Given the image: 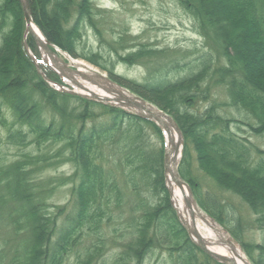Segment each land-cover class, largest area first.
<instances>
[{"label":"rangeland","instance_id":"374dc122","mask_svg":"<svg viewBox=\"0 0 264 264\" xmlns=\"http://www.w3.org/2000/svg\"><path fill=\"white\" fill-rule=\"evenodd\" d=\"M90 2L93 7L95 27L87 25L81 28L82 32L76 52L78 56L74 59L89 63L107 76L109 75L108 69L112 70L121 82H117L120 86L143 98L133 91L134 89L132 90L131 82L154 83L186 76L189 72H195L199 68L194 59L207 52L210 56V67L204 82L200 81L201 90L197 93L207 87L208 96L203 98L198 94L195 97L198 98L196 102L185 103L184 108H191L201 113L205 110L204 108L212 105L219 115L228 120L229 132L239 137L248 147L250 146L252 158L264 160V124L256 120L251 112L236 109L227 95L226 83L229 84L231 81L237 83L242 78L240 73L238 70L229 75H223L220 70L218 72V69L228 67L227 61L219 54L217 46L213 45V39H205L197 33L194 20L176 0H90ZM2 13L0 11V43L2 36L12 27V17L9 12ZM27 37L29 38L30 35L27 34ZM14 45H16L15 53L23 51L27 56L22 44L19 49L17 48L16 38ZM140 48L139 56L131 64L119 58V56L123 57ZM89 52H91L90 56L93 61L100 66L87 60L85 58L87 56H83ZM15 55L6 60L7 69L10 68V77L7 79L14 78L15 73L18 72ZM61 56L66 60L63 53ZM244 59L252 64L255 62L259 64L263 62V55L251 53L244 56ZM4 72L5 68L2 65L0 68V81L2 82L0 84V264H26L22 257L23 249L35 244L33 242L34 234H32L33 223L26 222L28 227H24V230H16L17 225L13 224V220L6 212L8 209H14L20 213V209L16 208L17 204L10 198L7 183L11 179L21 183L22 180H25L26 186L31 188L35 194L39 193L41 201H44L48 206L46 211L49 216L44 212L43 217L47 215L50 220L47 224L38 221L42 225L43 232L42 237L40 233L38 234L39 241L36 243L39 244L43 236L46 235L45 230L53 231L54 234L48 235L49 241L51 240L49 249L52 255L62 245L59 239L65 228L70 225L69 218L74 211L73 183L71 181L72 178L75 179V173L72 165L64 161V153L60 152L62 143H53L44 137L35 136L24 123L27 121V116L18 108H16L17 110L12 109L4 99L2 100ZM52 75H55L54 72ZM21 76V81L14 83L16 89H12V93L16 95L19 88H25L27 90L26 98L38 106L39 112L35 111V114L41 117L42 122L46 125L54 123L55 126L62 125L63 127L79 122L77 113L82 114V111L74 99L64 100L41 89L36 84L33 74L25 68ZM47 85L54 91L58 90L50 83ZM30 98L32 99L30 100ZM143 99L157 106L149 99ZM15 100L18 101V99ZM93 109L88 126L99 122L98 117L100 120L103 119L100 117L102 116L100 108ZM164 112L168 114L166 111ZM22 132L26 133V137L23 142H18ZM113 140L112 146L106 148V151L103 150V156L109 161L104 165L108 175L116 179L123 197L121 200H117L111 196L112 201L107 211L109 217L104 219L106 221L104 225H101L102 231L99 236L84 228L69 240L60 264H84V262H88V264H175V258L173 262L170 261L168 252L163 248L151 249L148 256L143 252L140 261L134 256L132 259L122 256L121 253L125 251V242L133 238V228L141 214L146 211L148 205L151 208V205H156V203L158 205L160 201L158 203L159 195L150 192L151 189L149 190L144 170L132 172L131 167H124L125 161L120 162L124 157V151L119 149V145L123 141L121 135L116 133ZM134 141L142 144L145 149L147 144V151L156 159H158L160 150L162 148L164 150L166 146L163 134L162 139H159L148 127ZM163 159L164 151L162 165ZM238 164V167H235L234 163L229 161L219 163L220 167L226 169L225 174L213 175L208 173L210 169H200L193 154L190 163L187 162L185 165V171L188 177L192 178L193 182L195 181L194 188L200 199L203 192L216 197L225 225L232 227L235 224L238 226L240 241L247 246L249 255L256 261L260 254L264 259V250L261 251L264 248V221L259 220V214L257 215L256 212L264 213V202L255 208L256 201H264V186L262 184L261 187L257 186L258 184L255 182H260V178H264V165L263 163H250L244 157L242 163ZM134 166L136 165L134 164ZM18 170L24 173V178H13V174ZM211 175L215 177L216 181L217 178L224 179L225 183L219 184ZM242 177L245 183L241 182ZM164 183L166 185L165 178ZM191 192L193 193L192 189ZM168 196L169 204L176 214V209L171 205L169 192ZM160 207L163 209L160 213L165 211L170 219L169 210L163 200ZM204 213L206 212L204 211ZM55 216L56 220L53 218ZM150 230L153 231V228ZM188 237L194 243L189 235ZM42 243L48 246L45 241ZM240 248L244 252L245 249L243 250L242 246ZM196 251L197 255L194 258L199 264H222L206 254L199 246L196 247ZM119 255L122 257L120 258ZM246 257L248 259L247 255ZM248 261L253 264L249 259ZM41 264L53 263L43 256Z\"/></svg>","mask_w":264,"mask_h":264},{"label":"trees","instance_id":"16d2710c","mask_svg":"<svg viewBox=\"0 0 264 264\" xmlns=\"http://www.w3.org/2000/svg\"><path fill=\"white\" fill-rule=\"evenodd\" d=\"M176 1L194 20L197 33L205 39H213V45L217 46L219 54L227 61L228 67L218 69V72L220 70L223 75H229L238 70L240 73L242 78L237 83L234 81L229 82V84L226 83L227 95L231 104L238 110L251 112L256 120L264 124V0ZM29 2L32 17L45 38L72 57H77V43L79 36H81V28L87 25L95 27L93 7L90 0H78L76 2L74 0H29ZM0 3L2 14L9 12L12 17V27L9 29L10 31L2 36V42L0 43V63L3 62L2 65L5 68L4 92L1 94V98L12 109L18 108L27 116V121L24 123L35 136L44 137L53 143H62L60 152L64 153V161L72 165L75 173V179L72 178L71 181L73 183L74 211L71 218H69L70 225L65 228L59 239L62 245L52 255L49 249L51 240L49 241L48 235L54 234L53 231L45 230L46 235L43 236L39 244L36 243V241H39L38 234L40 233L42 237L43 232L41 230L42 225L38 221L47 224L50 220L46 211L48 206L44 201H41L39 193L35 194L31 188L26 186L25 180L21 179L23 181L21 183L11 179L7 183L10 198L17 204L16 208L20 209V213L14 209H8L6 212L13 220V224L17 225L16 230H24V227H28L26 222L33 223L32 234H34L33 242L35 244L23 249L22 257L25 263L41 264L44 256L48 258L49 262L60 264L63 254L66 252L67 243L76 236L77 232H81L86 228L90 233L98 236L101 234V225H104L106 221L104 219L109 217L107 211L112 201L111 196L117 200H121L123 197L116 179L108 175L104 163H109V161L103 156V150L106 151V148L112 146L116 133H119L123 140L119 145V149L124 151V157L120 162L125 161L124 167H131L132 172L144 170L150 187L149 190L151 189L150 192L159 195L158 203L160 201L158 205L157 203L151 205V208L148 205L146 211L141 214L140 219L133 228V238L125 242V251L121 253L122 256L128 259H132L134 256L135 259L140 261L143 252L148 256L147 254L151 249L163 248L168 252L170 261L173 262L175 258V264H199L194 258L197 255V246L191 242L186 230L179 223L174 210L169 204V196L163 176V148L159 152L158 159H156L147 151V144L145 149L142 144L134 141L142 135L147 127L159 139H162L161 130L153 122L142 119L121 108L50 89L37 73L29 57L25 56L23 51L15 53L14 39L16 38L18 49L21 44L23 45L24 20L19 0H1ZM29 39L33 41L32 37H29ZM32 43L34 47V42ZM140 51L141 48L127 53L123 57L119 56V58L131 64L139 56ZM251 53H255V55L262 54L263 62L259 64L255 62V65L246 61L247 59H244V56ZM14 54H16L15 65L18 72L15 73L14 78L7 79V77H10V68L7 69L6 60ZM90 54L91 52L83 56H87L85 57L87 60L94 62ZM79 56L81 55L79 54ZM194 60L199 68L195 72H189L186 76L154 83L131 82L132 86L130 87H133L132 90L134 89L133 91L143 98L149 99L161 110L170 114L180 127L183 133L184 145L178 170L181 177L193 190L194 198L201 209L230 233L233 239L242 246L243 250L245 249L244 252L253 264H264L261 254L256 261L251 258L246 249L247 246L239 239L238 226L235 224V227H233L234 225L232 227L225 225L220 214L221 207L216 197L203 192L200 199L196 193L197 190L194 188L195 181L193 182L192 178H189L186 174L185 165L187 162L190 163L193 154L199 163L200 169H210L208 173L218 176L224 175L226 170L224 167H220L219 163L229 161L234 163L235 167H238V163H242L243 157L250 163H263L264 165L263 159L252 158L250 146L248 147L239 137L229 132L228 120L219 115L212 105L204 108L205 110L201 113L191 108H184L185 103L190 102L192 104L196 102L198 98L195 97L198 94L202 95L203 98L208 96L207 87L202 88L200 93H197V91L201 90L200 81L204 82L206 73L209 70L210 56L206 52ZM2 65H0V68ZM101 67L105 68L104 66ZM24 68L33 74L36 84L41 89H45L50 94L64 100L74 99L78 103V108L82 111V114L77 113L79 122L68 127L55 126L54 123L46 125L42 122L41 117L35 114V111L39 112V108L33 101L29 102V99L26 98L27 90L25 88H19L16 95H13L12 89H16L14 83L21 81ZM108 71L110 78L121 83L112 70L108 69ZM47 74L57 79L50 71H47ZM0 84H2L1 81ZM15 99H18V101ZM95 107L100 108V114L102 115L100 117L103 119L100 120L98 117L99 122L88 126V120L91 119ZM21 134L18 142H23L26 137V133L22 132ZM23 175L24 173L18 170L17 173L13 174V178H24ZM213 175L211 176L216 181ZM217 179L216 182L219 184L225 183L223 182L224 179ZM241 182L245 183L244 178ZM255 182L258 184L257 186L261 187V184L264 186V178H260V182ZM162 200L169 210L170 219H168L165 211L160 213L163 210L160 207ZM262 202L264 201H256L255 208L261 206ZM44 212L47 214L45 217H43ZM256 212L257 215L259 214V220L264 221V213ZM53 218L57 219L56 216ZM20 223L21 226H19ZM151 228H153V231L150 230ZM42 241L48 243V246L44 245ZM263 250L264 248L261 249V251ZM86 263L88 264V262H84V264Z\"/></svg>","mask_w":264,"mask_h":264},{"label":"water","instance_id":"95a60500","mask_svg":"<svg viewBox=\"0 0 264 264\" xmlns=\"http://www.w3.org/2000/svg\"><path fill=\"white\" fill-rule=\"evenodd\" d=\"M21 8H22V13H23V17L26 23V31H25V35L30 33V35H32V37L34 38V40L36 41L38 47H42L49 55L50 57H54L57 56L56 52L59 48H57L56 46H54L53 44H50L45 37H42V33L39 30V28H36L40 31V36L37 35L34 31L33 28V21H32V16H31V9H30V3L29 0H19ZM45 44L53 47L54 50H50V49H46L44 47ZM26 46V45H25ZM27 48V46H26ZM60 50V49H59ZM63 54H65V58L69 59L70 56L68 54H66L64 51L60 50ZM58 60L60 61V63H56L54 62L53 64L55 65V69L59 72L60 76H65L67 79H71V81L73 83L76 84V76H80L83 79H88L87 76H85L82 72L74 70L71 68V70H69L67 73L66 68L63 66V64H68L65 63L64 61H62L61 59L58 58ZM38 67V66H37ZM40 71V70H39ZM73 71V72H72ZM40 74L42 75V77L45 78V75L40 71ZM91 81V83L95 84V85H99L100 88H102V90L106 93H110L113 95V101L116 102L117 101V107H122V108H126L127 110L135 113L136 115L144 118V119H148L151 120L153 122H155L163 131V135H164V139L166 142V147L164 149V159H163V171H164V177H165V181L167 180V173H170V175L172 176L174 182L179 186L182 187V185H184L188 191V196L186 198H184V203L187 206H194L198 209V205L196 203V201L194 200V198L192 197V192L191 189L189 187V185L181 178L179 172H178V165L182 156V148H183V138H182V134L181 131L179 129L178 124L176 123V121L173 119L172 116H170L169 114H166L164 111L160 110L157 106L148 103L146 100H144L143 98L131 93L128 89L120 86L118 83L110 80L107 77H104V75H100L98 73L97 78L96 79H88ZM72 83V84H73ZM105 83H107L108 86L105 85ZM110 85V86H109ZM78 86H82L81 83L78 84ZM62 88V87H61ZM63 90H65L64 88H62ZM110 90V91H108ZM69 93L72 94H77L75 91H68ZM85 97L89 98V99H93L96 101H100L106 104H110L109 100H105L104 98L100 97L98 94L93 93V92H89L88 94L84 95ZM112 105V104H110ZM115 106V105H114ZM159 123L161 124H158ZM171 130H175L176 133L178 134V140L177 142H173L171 136H169V132ZM168 133V134H167ZM171 152V154H170ZM179 154V155H178ZM173 157V159L176 160L177 156H178V161H176V163H174V169H170L169 168V158L170 156ZM175 162V161H172ZM167 187V186H166ZM170 190L168 189V192ZM185 205V206H186ZM177 217H179V221L180 223L183 225V227L186 229L187 233L189 234V236L191 237V239L194 241V243L199 246L206 254H208L210 257L216 259V261L224 263V264H237L236 260L230 257H226V256H221L218 253L212 251L211 249H206L203 244V241L198 239V241L196 242L194 240L193 237H195L194 234V229L189 227L186 224L185 219H183V215L180 212H177ZM203 218V217H202ZM193 233V234H191ZM202 243V244H199ZM228 243H230V245H233V242L229 239ZM246 264H251L248 260L245 262Z\"/></svg>","mask_w":264,"mask_h":264},{"label":"bare ground","instance_id":"6f19581e","mask_svg":"<svg viewBox=\"0 0 264 264\" xmlns=\"http://www.w3.org/2000/svg\"><path fill=\"white\" fill-rule=\"evenodd\" d=\"M32 21H33V24H34L32 29H34L35 33L40 36V34L42 32L40 33V31L37 29L39 27L35 23L33 17H32ZM31 37H32V35H31ZM42 37H45L43 35V33H42ZM32 42H34V47L32 45L33 44ZM22 43L26 44V45H29V48L27 50H25L27 54L28 53L30 54V52H33V53L35 52L34 48L37 45L36 41H31L27 37L26 39H22ZM45 46L46 47H44V48H46V49L54 50L47 44H45ZM40 48L42 50L41 51L42 55L44 56L45 60L48 63H54L56 61L55 57L51 58L50 55L42 47H40ZM64 52L70 56V58L67 59L68 64H65V65L63 64V66L66 68L67 73H69L68 71L71 70V68H72L74 70L82 72L85 76L88 77V79H96L97 75L99 73L100 75H104V77H107L110 80L114 81L112 78H110L109 75L107 76V75L99 72L95 67H93L89 63H87V62H85L83 60H80V59H74V57H72L69 53H67L66 51H64ZM30 61L34 65L33 58H30ZM47 76L48 77L45 76V78L43 77L42 79L45 82L51 83L53 77L49 76L48 74H47ZM63 78L68 83H70V84L73 83L71 81V79H67L65 76H63ZM88 79L85 80L83 78H81V79L76 78V84L73 83V87H75L76 90L82 91V92H84L86 94H88L89 92L96 93L100 97L104 98L105 100H107V101L109 100L110 104L117 106V101L116 102L113 101V99H112L113 95L112 94L104 92L102 90V88L99 87V85H94ZM53 81H55V80H53ZM55 82H57V81H55ZM79 83H81L82 86H78ZM105 85L108 86L107 83H105ZM108 91H110V90H108ZM158 124H160L159 121H158ZM179 129H180V127H179ZM181 134H182V138H183L182 131H181ZM169 136H171L173 142H177L178 134L176 133L175 130H171L169 132ZM183 140H184V138H183ZM170 154H171V152H170ZM172 161H175V162H172ZM176 161H178V156H177L176 160L173 159L172 156H170L169 162H168L170 169H172V170L174 169V163H176ZM166 186H167V190L168 189L170 190L169 191V195L171 197V200H170L171 201V205L173 206V208H175L177 210V212H180L183 215V219H185L186 224L189 227L194 229V234L193 233H191V234H193L195 236L193 238H194V240L196 242L198 241V239H199V241L202 240L203 243H205V244H203V246L206 249L207 248L211 249L212 251L218 253L221 256H226V257L233 258V259L236 260L237 264H246L245 262L247 261V258L244 255L242 249L240 247H238L237 245H235L234 243H233L232 246L230 245V243H228L229 237L231 235L228 236V234H226L224 232V230L219 225H217L216 223L211 222V220L209 218L214 219L213 217H211L208 213L207 214L205 213L209 217L208 218L202 212H200L199 209H197L193 205L192 206L191 205L187 206L184 203V198H186L188 196V191H187V189H186V187L184 185H182V187H179L174 182V180H173L172 176L170 175V173H167ZM197 205H198V203H197ZM177 219L179 220V217H177ZM199 244H202V243L199 242Z\"/></svg>","mask_w":264,"mask_h":264}]
</instances>
